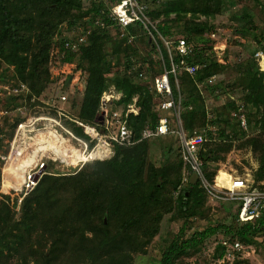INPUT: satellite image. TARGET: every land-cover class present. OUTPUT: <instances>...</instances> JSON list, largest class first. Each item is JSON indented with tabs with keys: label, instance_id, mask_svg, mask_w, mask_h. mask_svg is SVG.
<instances>
[{
	"label": "trees",
	"instance_id": "1",
	"mask_svg": "<svg viewBox=\"0 0 264 264\" xmlns=\"http://www.w3.org/2000/svg\"><path fill=\"white\" fill-rule=\"evenodd\" d=\"M18 1L19 4L17 0H0V58L14 65L17 75L29 84L34 93L41 94L51 81L48 67L51 39L61 22L70 16V23H76L85 14L89 16L86 18L87 23H93L100 18L108 25L111 21L102 12L103 9L108 8V4L102 0L92 2L89 6L85 5L84 0ZM220 1L173 0L164 10L149 12L150 18L156 24V30H154L155 40H151L152 43L148 40V45L154 50L159 49L165 69H171L172 61L180 67L176 76L170 73L171 88L176 103L180 99L176 87V78L179 80V74L180 77L182 76L181 84L187 88L180 104L183 108L181 118L189 132L196 126L208 124L220 126L228 123L220 115L208 122L205 110L199 108L200 104L204 103V97L198 91H194L195 84L202 83L222 67L215 60H211L208 48L205 46L210 39L204 38L207 31H213L211 15L214 6ZM173 15L175 16L172 17ZM202 16L205 17L204 20H200ZM248 23L255 27L252 19ZM248 23L240 29L244 36L251 27L247 25ZM181 28L184 36L180 38L186 40L192 51L188 55H183L174 48L171 59L160 35L164 39L173 40L176 44V39L179 37H175V34ZM131 30L136 33L142 31L148 39H151L141 24H133ZM106 31L96 28L92 36L90 35L91 38L89 37L90 44L83 45L80 52L75 55L68 53L63 59V63H66L79 57L77 70L82 69L88 73L78 117L95 124L101 97L113 86L116 92L120 93V99L109 105L110 111H119L117 106L121 105L120 111L126 126L139 139L143 135L145 125L150 121L154 125L158 119L155 105L169 97L157 93L153 85L135 81L129 75L116 77L111 81L106 77L105 69L111 66V59L114 56L123 53L124 60L128 63L131 54L140 55L139 47L135 42H129L127 37L120 39L117 44V41H114L116 45L111 53H107L105 42L99 36V33ZM260 48L264 52V46ZM254 56L255 52L251 55L252 59L242 83L245 92L243 101L249 108L247 124H252L253 118L259 117L261 130L264 132V72L260 71ZM183 62L198 65L196 74L186 73L181 68ZM190 84L193 85L191 92L188 90L191 89ZM133 103L136 104L139 113L126 115L129 106ZM114 104L117 106L114 107ZM244 105L240 107V111L244 110ZM22 120L24 118H19L12 125L13 131L17 130ZM211 140L205 143L200 158L203 160L205 178L213 182L215 170L210 166L218 161L221 151L228 152L232 149L233 142L220 143ZM240 146H251L258 154L260 166L257 177L258 180H262L264 178L263 133L251 135ZM148 152V140L130 146L117 144L110 158L93 159L84 164L94 167L91 172L82 170L75 175H67L50 171L43 174L37 184L28 193L23 194L17 212L13 211V206L2 205L0 264H3L7 258L16 259L20 264H30L31 261H34V264H56L69 240L78 232L84 234L85 230L94 233L99 230V235L95 234L94 238L85 239L86 243L91 242L89 245H93L92 248L96 247L99 250V254L96 260H92L88 245L89 248L78 250L85 253L78 255V261L72 264H130L131 253L137 252L144 244L151 241L158 232L161 218L169 213L182 219L184 226L177 239L164 249L162 264H181L183 257L192 255L207 239L217 234L236 238L242 244L254 242V237L264 228V209L254 222L241 223L238 221L240 211L238 202L231 213L230 221L215 226L210 225L185 237L189 218L205 215L208 193L202 184V179L197 173L190 171L187 181L182 183L183 163L168 162L156 167L149 162ZM50 164L55 163L48 160L47 168ZM108 184L129 187L131 193L137 196L122 226L114 231L105 228L107 224L104 217L108 216L109 208L99 196L100 190ZM15 214H20V217H15ZM101 236H104L103 240ZM215 253L216 258L219 259L226 253V248L220 244V241L216 245ZM234 262L250 264L241 257Z\"/></svg>",
	"mask_w": 264,
	"mask_h": 264
},
{
	"label": "rangeland",
	"instance_id": "2",
	"mask_svg": "<svg viewBox=\"0 0 264 264\" xmlns=\"http://www.w3.org/2000/svg\"><path fill=\"white\" fill-rule=\"evenodd\" d=\"M101 1V0H98ZM106 4L110 0H102ZM173 0H144L148 6L149 11L159 12L166 8L167 4ZM95 2V1H92ZM89 0H84L86 6L91 4ZM19 4V1L17 0ZM214 12L211 15V23L213 24V31H207L204 34V38H209L210 41L205 43L208 48V54L211 60H215L222 67L214 74L217 77L212 79V76L207 78L202 83L194 85V91H198L204 97V103L200 104V109H204L206 117L211 121L217 115H220L223 120H227V124L223 123L218 125H203L196 126L193 130L204 132L207 141L216 142H233V147L228 152L221 151L218 161L213 162L210 166L212 170H215V176L213 182L208 181L211 184L215 183L216 177L223 175V179L227 178L229 174L234 177H242L250 180L253 187L264 188V178L258 180L257 173L260 166L259 156L252 149L251 146H240L251 135L262 134L261 122L259 117L253 118L252 124H246L244 127L239 120V115H244L248 120V106L244 105V87L242 85L245 71L249 67L251 61V55L255 52V60L258 63L260 71L264 72L263 57L257 56V53L264 55L261 50V46H264V0H221L214 6ZM173 15L172 17H174ZM89 16L83 15L80 21L76 23H70V16L64 19L59 25L56 32L52 36L50 45L49 56V74L50 80L47 87L41 94L33 92L28 83L23 81L15 70L14 65H10L6 61L0 58V209L2 205L7 204L13 206V211L17 212L18 204L23 198L26 187L24 184L34 173L38 172L42 167V163L47 165L48 160L53 161L50 158H46L44 153H38L35 158V162L30 167L20 165L16 162H7L9 156L15 149V145L20 141V136L23 133H19L15 136L13 131V124L19 119L26 121L28 118L53 117L54 109L65 110L67 113L73 116H78L79 106L83 100V92L85 89L86 81L88 78L87 71L78 70L74 72V69L78 68L79 57L72 60L69 66L65 65L63 61H60V55L57 50L60 48L64 38L74 35L83 30L91 29V36L96 29L94 23H87L86 18ZM202 16L200 20H204ZM253 20L252 27L249 20ZM248 23L250 30L245 36L240 32L243 25ZM249 28V27H248ZM179 29L175 34V37L184 36ZM90 36V38H91ZM100 38L105 42V51L111 53L114 45L120 41V39L128 38L129 42H135V45L139 47L140 55L134 56L131 54L130 62H125L124 54L114 56L111 59V66L105 69L106 77L111 81L116 77L129 75L135 81L147 83L153 85V79L162 74L165 71L164 60L161 56L159 49H153L148 45V40L152 43L151 39H148L144 32H135L131 30L128 34L122 35L117 29H109L106 32L99 33ZM181 37V38H182ZM90 38L87 44H90ZM114 41H117L116 44ZM169 52V50H168ZM174 55L172 49L171 54ZM146 62H144V60ZM142 67V69H141ZM201 67V66H199ZM141 69V71H139ZM163 72H159L160 70ZM159 70V71H158ZM82 74L79 76V73ZM143 73V76H140ZM72 75V76H71ZM184 76V74H183ZM182 77V76H181ZM179 74V80L176 78V87L179 90L180 99L177 101V106L180 108V118L175 114L170 115L171 129L175 133L167 135L166 137H154L148 140L149 152L148 158L151 164L156 167H160L163 163L181 162L182 169V183L187 181L190 171L193 172L191 165L184 158V148L179 131L182 129L185 133H191L187 130L183 124L181 118L182 106L180 104L181 99L185 96V88L181 84V78ZM20 83L26 84L29 89V94H16L13 92L15 86H19ZM184 87V88H183ZM189 92L193 90V85H189ZM10 88H12L10 90ZM62 95H66L67 101L61 99ZM244 105V110L240 111V107ZM114 107L117 105L114 104ZM158 103L155 105V113L159 114ZM118 110H122V106H117ZM192 107H190L191 109ZM238 109V112H237ZM121 112V111H120ZM237 115H234V114ZM258 120V121H256ZM42 125L46 121H41ZM255 122V123H254ZM48 123V122H47ZM152 124L153 122H148ZM147 123V124H148ZM247 123V122H246ZM153 125V124H152ZM38 124H32L26 127L27 129L38 128ZM51 125L48 123L47 127L38 129L30 134L29 139H26L25 143L36 141L38 133L42 132L45 135L49 133ZM52 129V128H51ZM27 137V136H26ZM49 138V137H48ZM66 140L69 137L64 136ZM68 138V139H67ZM57 139V138H56ZM65 140V141H66ZM64 141V142H65ZM70 141V139H69ZM206 141V142H207ZM67 142V141H66ZM15 143V144H14ZM21 142L22 147L23 144ZM44 142H41V146ZM20 144V143H19ZM46 144V143H45ZM75 144V143H74ZM44 146V145H43ZM48 148H62L63 154L71 149L73 163L76 162L77 157H80V153L76 151L72 146L65 149L60 144V141L56 140L54 145H46ZM45 146L43 147V149ZM77 149H80L77 148ZM205 149V144L200 149V154ZM50 150V149H49ZM69 153V152H68ZM50 154V153H49ZM49 155H47L48 157ZM54 156V155H51ZM203 162V160L200 158ZM55 164H50L45 171L57 172L60 174L75 175L78 172L85 170L91 172L94 167L91 165L74 167L68 158L65 162L53 161ZM9 170L21 173L23 177V183L19 186L15 184V179L10 175ZM24 172V173H23ZM204 172V171H203ZM228 174V175H227ZM229 178V177H228ZM177 194V193H176ZM100 199L108 206V216L104 217L107 224L106 230H116L120 228L124 222V219L129 215L133 208L137 196L132 194L129 187H119L113 184H108L105 188L100 190ZM236 201L231 199L213 198L209 194L207 195L206 208L204 210L205 215H195L189 218L188 228L186 230L185 237L190 236L196 231H201L210 225L215 226L218 223L228 222L231 218V213L234 211ZM15 217L19 218L20 214H15ZM184 226V221L178 219L174 214L169 213L161 218L158 232L151 238V241L144 244L140 250L131 253L130 264H162V254L166 246L172 241L176 240L181 228ZM105 230V232H106ZM101 233V232H100ZM99 235V230L94 233L90 230H85L84 234L78 232L75 237H72L67 245L66 249L59 258L56 264H72L74 261H78V255H84L85 252L78 251L81 248H89L91 253V259L96 260L99 250L93 245H89L85 242V239L94 238V235ZM233 239L230 236L223 237L222 234H217L210 239H207L205 243L194 252L192 255H188L182 258L181 264H235L234 261L219 259L215 256L216 245L221 239ZM104 239V236H101ZM244 244V243H243ZM89 245V247H88ZM247 250L241 259L249 261L250 264H264V228L254 237V242L250 244H244ZM44 250V248H43ZM79 253V254H78ZM3 258V257H2ZM68 259L69 261H67ZM3 264H20L16 259H5ZM30 264H34L31 261Z\"/></svg>",
	"mask_w": 264,
	"mask_h": 264
},
{
	"label": "built area",
	"instance_id": "3",
	"mask_svg": "<svg viewBox=\"0 0 264 264\" xmlns=\"http://www.w3.org/2000/svg\"><path fill=\"white\" fill-rule=\"evenodd\" d=\"M89 1L98 2V0ZM107 4L108 8L106 10L103 9L102 12L111 23L107 25L106 22L98 18L93 22L97 29H117L120 34L124 36L128 34V31L131 32L130 27L133 24H141L147 34L150 35L151 40H155L154 30H156V24L149 16L150 11L144 0H110ZM91 31V29L83 30L64 38L60 48L57 50V53L60 55V61H63L68 53L74 55L79 53L83 45L88 43ZM160 37L166 44L170 54L174 48L183 55H188L192 51V48L188 46L186 40L183 38H177V43L174 44L173 40L164 39L161 35ZM257 56H260L261 58L263 57L264 61L263 54L259 52L257 53ZM170 58L172 59V55ZM70 64L71 62L65 63L67 66ZM181 68H183L186 73L194 75L198 70V65L185 64L183 62ZM179 69L180 67L172 61L170 70L165 69L162 74L154 78L153 88L157 93L166 95L169 98L158 103L157 110L159 114L157 115L158 119L156 123L154 125L150 123L146 124L143 135L139 139L135 137L133 131L128 129L120 111H110L109 105L113 103V101L120 99V93L116 92L113 86L110 87L108 91L104 92L101 97L100 110L95 124L83 121L78 116L70 115L65 110L54 109L57 114L53 117L49 118L40 116L39 118H36L38 116H34L35 118H28L26 121L20 123L16 130L17 132H15V136H18L21 132L24 133L25 128L32 124L37 123L39 126L37 129L32 128L31 130H27V134L38 129H43L44 127H47V124L49 123L52 128L50 129L54 132V136L60 141V144L63 147L65 146V149L69 148V145L70 147L72 146L81 156L77 157L76 162L73 163V158H70L72 155L71 149H69L66 154H63L61 151L62 148H48L46 145L40 153H44L43 155L46 156V158H50L53 161L59 160L65 162L68 158L72 161L71 163L74 167H80L93 159L110 158L114 154L115 145L117 144L130 146L141 141L150 140L154 137L175 133V131L171 129L169 116L175 114L180 118V108H178L172 93L170 73H173L176 76ZM74 72H78V70L74 69ZM81 74L82 71L79 73V76ZM140 76H143V73H140ZM216 77V75H213L212 79H215ZM11 89L12 88H10V90ZM12 90L15 95L19 93L29 94L27 93L29 92V89L24 83H20L19 86H15ZM67 98L66 95L61 96V99L64 102L67 101ZM138 113L139 109L136 104L133 103L129 106L126 115H137ZM234 115L237 114L235 113ZM100 117H102V119H100ZM239 120L240 123L246 127L247 123L245 116L242 114L239 115ZM41 121L46 122L42 125ZM179 134L184 148V158L189 162L192 170L201 177L202 184L207 193L213 198H226L240 203V211L238 213L239 222H254L258 219L264 209V188L252 187L249 179L238 176L234 177L231 174H227L229 178H224L221 181L218 180V176L215 179V183L211 184L204 176L203 162L200 160L199 155L201 147L207 141L205 133L193 130L191 133L187 134L181 129ZM64 136L69 137L70 141L68 138V140H66ZM29 138L30 136L27 135V139ZM79 147L80 149H77ZM47 155L49 156L47 157ZM45 167H47V165L42 163V167L39 171L28 178L23 186V188L26 187L25 193H28L37 184L40 177L46 173ZM42 169H44L43 173L40 174L39 179L36 180V175L39 174ZM220 244L226 248V253L223 259L228 261H234L243 256L247 250L246 246L238 240L227 238L221 239Z\"/></svg>",
	"mask_w": 264,
	"mask_h": 264
},
{
	"label": "bare ground",
	"instance_id": "4",
	"mask_svg": "<svg viewBox=\"0 0 264 264\" xmlns=\"http://www.w3.org/2000/svg\"><path fill=\"white\" fill-rule=\"evenodd\" d=\"M27 128H25V132L22 136H20V141L15 145V149L12 152V154L9 156V159L7 162H16L20 165V167L27 166L30 167L32 163L35 162V158L38 156V153L43 150V147L45 145H54L56 143V137L54 136V132L50 129L48 130L49 133L45 135L44 133L40 132L37 135V139L34 142H30V144L25 143L27 139ZM49 137V138H48ZM21 142L25 143L22 144ZM41 142H44L41 146ZM20 143V144H19ZM46 143V144H45ZM15 144V143H14ZM44 145V146H43ZM8 171H10V175L13 176L15 179V184L17 186L21 185L23 183V177L21 178V173L9 170V166L7 168ZM24 173V172H23ZM223 179V175H220V178L218 177V180L221 181Z\"/></svg>",
	"mask_w": 264,
	"mask_h": 264
},
{
	"label": "water",
	"instance_id": "5",
	"mask_svg": "<svg viewBox=\"0 0 264 264\" xmlns=\"http://www.w3.org/2000/svg\"><path fill=\"white\" fill-rule=\"evenodd\" d=\"M100 119H102V117H100ZM43 171H44V169H42V170L40 171V173L36 175V180H38V179H39V176H40V174H42V173H43Z\"/></svg>",
	"mask_w": 264,
	"mask_h": 264
}]
</instances>
